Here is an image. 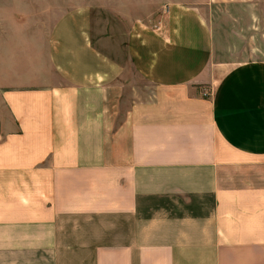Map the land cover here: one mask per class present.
Returning <instances> with one entry per match:
<instances>
[{
	"label": "crops",
	"instance_id": "crops-1",
	"mask_svg": "<svg viewBox=\"0 0 264 264\" xmlns=\"http://www.w3.org/2000/svg\"><path fill=\"white\" fill-rule=\"evenodd\" d=\"M263 45L264 0H0V264H264Z\"/></svg>",
	"mask_w": 264,
	"mask_h": 264
},
{
	"label": "rangeland",
	"instance_id": "rangeland-1",
	"mask_svg": "<svg viewBox=\"0 0 264 264\" xmlns=\"http://www.w3.org/2000/svg\"><path fill=\"white\" fill-rule=\"evenodd\" d=\"M207 14L210 16V17H212V21L213 22H217V20H218V18H217V15H216V12L215 11H210V10H207ZM212 15V16H211ZM262 38V37H261ZM229 39H232V37H229ZM259 38L257 37V39H256V44L258 45V43H261L259 40H258ZM234 40L236 41L237 39L236 38H234ZM252 44V43H251ZM250 44V45H251ZM240 45V44H239ZM261 50H262V52H261V55H263L264 56V45L263 46H261ZM257 52H259V51H257ZM220 53V52H219ZM260 53V52H259ZM204 91H207L208 92V94L210 93V91H211V89L208 87V86H205V87H202L201 88V92H204Z\"/></svg>",
	"mask_w": 264,
	"mask_h": 264
},
{
	"label": "built area",
	"instance_id": "built-area-1",
	"mask_svg": "<svg viewBox=\"0 0 264 264\" xmlns=\"http://www.w3.org/2000/svg\"><path fill=\"white\" fill-rule=\"evenodd\" d=\"M203 95L207 96L208 95V92L207 91H204L202 92Z\"/></svg>",
	"mask_w": 264,
	"mask_h": 264
}]
</instances>
